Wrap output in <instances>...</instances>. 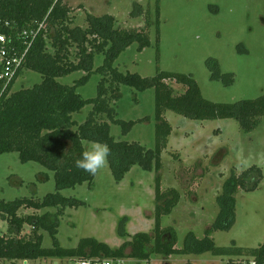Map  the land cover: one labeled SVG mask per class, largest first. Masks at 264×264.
<instances>
[{"label":"rangeland","instance_id":"1","mask_svg":"<svg viewBox=\"0 0 264 264\" xmlns=\"http://www.w3.org/2000/svg\"><path fill=\"white\" fill-rule=\"evenodd\" d=\"M71 13L70 28L85 30L87 16H113L115 28L138 29L149 20L150 45L138 50L132 43L119 53L113 67L122 74H137L152 78L156 72L191 75L201 96L213 103L234 104L254 100L264 95V0H160L159 32L156 34V0H64ZM48 51L52 49L48 47ZM77 49L71 50L76 61ZM103 54L93 58V72L77 94L84 100L97 95L101 76L94 71L103 64ZM217 62L220 77L212 80L207 61ZM87 75L84 70L58 78L61 85L72 86ZM232 79V83L228 81ZM38 73L23 70L13 91L31 88L41 82ZM165 83L174 96L186 88L170 80ZM120 98L111 107L116 119L125 122L148 118L136 123L123 135L117 124L109 123L115 142L137 143L154 148V91L137 92L119 87ZM91 106L73 115L82 124ZM163 119L171 127L167 144L161 154L160 188L175 189L179 201L170 215L161 219L162 228L176 233L175 248L183 247L187 234L197 239L213 224L218 214L216 198L231 173L239 176L251 167L261 171L258 187L252 192L235 195V223L229 231L211 235L216 248L251 250L264 242V117L250 133H244L233 119L195 121L165 111ZM84 144V142H83ZM86 148V145L84 144ZM47 180L44 181V176ZM156 174L134 166L120 182H116L109 167L102 170L91 188L82 184L60 194L84 203L79 208H66L59 218L57 243L61 248H76L81 239L93 238L111 249H117L136 233L153 229L154 182ZM55 193L53 174L35 163L21 164L16 153L0 154V201L27 198L42 200ZM53 213V209L25 210L21 216ZM7 223L0 221V233L5 235ZM41 247L50 249L53 241L46 230L38 233ZM22 235H32L31 226H24ZM245 255L215 256L151 255L149 264H227ZM247 257V256H246ZM76 259H39L0 264H75Z\"/></svg>","mask_w":264,"mask_h":264},{"label":"trees","instance_id":"2","mask_svg":"<svg viewBox=\"0 0 264 264\" xmlns=\"http://www.w3.org/2000/svg\"><path fill=\"white\" fill-rule=\"evenodd\" d=\"M159 2L156 0V34L159 32ZM71 10L64 0H0V32L16 35L22 31L36 30L44 22L25 60L24 69L38 73L42 80L31 88L13 92L0 102V154L16 153L21 164L36 163L53 174L55 193L42 200L21 198L0 201V221L7 223L5 235L0 233V263L32 261L39 259H78L104 256L106 258H130L149 263L151 255L215 256L245 255L264 262V242L257 249L237 250L216 248L211 235L217 231H229L235 223V195L239 191H254L261 180V171L251 167L239 176L231 173L216 198L218 214L202 239L192 233L186 235L183 247L175 248L177 239L172 228H162L161 219L170 215L179 201L175 189L162 191L159 171L161 154L165 148L171 127L163 119L165 111H171L195 121L233 119L244 133L252 132L264 117V95L254 100H243L234 104L213 103L201 96L200 89L191 75L161 72L152 78H141L137 74H122L113 67L120 52L132 43L141 51L150 45L149 20L138 29L115 28L113 16L88 15V27L70 28ZM8 27L4 28V25ZM48 47L52 52L48 51ZM77 49L76 61L71 59V50ZM97 54H103V64L94 73L101 76L97 95L93 99H82L77 88L85 85L93 72L92 62ZM212 80L220 75L217 62L207 61ZM84 70L87 75L72 86L61 85L58 78ZM170 80L186 88L183 94L174 96L165 81ZM232 83V79L228 84ZM127 86L137 92L154 91V148L146 149L137 143L115 142L110 135L109 123L120 126L122 134H128L138 122H149L148 118L136 122L116 119L112 104L120 98L119 87ZM91 106L85 121L78 125L73 115ZM99 141L110 148L108 167L116 182H120L134 166L156 174L154 182L153 229L150 233H136L117 249H111L93 238L81 239L73 249L61 248L56 239L59 218L66 208H79L83 202L63 197L60 192L74 189L82 184L93 186L95 177L75 167V161L85 150L83 142ZM44 181L47 175H43ZM53 209L42 215L21 216L22 211ZM24 226H31L32 235L24 237ZM46 230L53 247H41L39 230ZM247 256V257H246ZM235 260L227 264H233Z\"/></svg>","mask_w":264,"mask_h":264},{"label":"built area","instance_id":"3","mask_svg":"<svg viewBox=\"0 0 264 264\" xmlns=\"http://www.w3.org/2000/svg\"><path fill=\"white\" fill-rule=\"evenodd\" d=\"M8 24L4 25V28ZM44 22L36 30L22 31L14 35L0 32V102L10 96L21 72L27 54ZM75 264H149L143 260L130 258H106L104 256L85 257L75 260ZM233 264H264L255 258L235 260Z\"/></svg>","mask_w":264,"mask_h":264},{"label":"clouds","instance_id":"4","mask_svg":"<svg viewBox=\"0 0 264 264\" xmlns=\"http://www.w3.org/2000/svg\"><path fill=\"white\" fill-rule=\"evenodd\" d=\"M85 150L80 158L75 161V167L90 176H97L108 167L110 148L106 143L99 141H85Z\"/></svg>","mask_w":264,"mask_h":264},{"label":"crops","instance_id":"5","mask_svg":"<svg viewBox=\"0 0 264 264\" xmlns=\"http://www.w3.org/2000/svg\"><path fill=\"white\" fill-rule=\"evenodd\" d=\"M17 157H18V155H17ZM31 163H32V162H31ZM31 163H30V164H31ZM27 164H29V163H27ZM35 164H36V163H35ZM42 168H43V167H42Z\"/></svg>","mask_w":264,"mask_h":264}]
</instances>
